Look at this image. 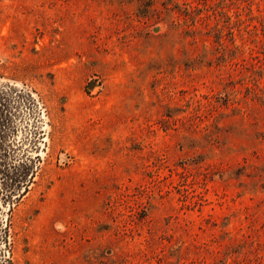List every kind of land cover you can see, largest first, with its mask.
Wrapping results in <instances>:
<instances>
[{
    "label": "rangeland",
    "instance_id": "rangeland-1",
    "mask_svg": "<svg viewBox=\"0 0 264 264\" xmlns=\"http://www.w3.org/2000/svg\"><path fill=\"white\" fill-rule=\"evenodd\" d=\"M0 264H264V0H0Z\"/></svg>",
    "mask_w": 264,
    "mask_h": 264
}]
</instances>
